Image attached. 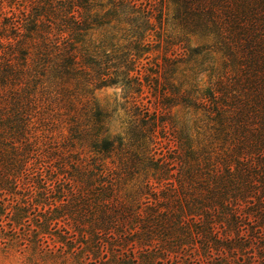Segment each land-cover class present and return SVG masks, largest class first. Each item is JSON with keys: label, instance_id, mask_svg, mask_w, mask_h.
I'll list each match as a JSON object with an SVG mask.
<instances>
[{"label": "trees", "instance_id": "16d2710c", "mask_svg": "<svg viewBox=\"0 0 264 264\" xmlns=\"http://www.w3.org/2000/svg\"><path fill=\"white\" fill-rule=\"evenodd\" d=\"M28 1L29 9L21 1L19 13L8 10L5 16L0 4V194H23L5 214L9 224H21L31 207L40 206L31 235L40 241L42 234L58 233L64 252L125 248L128 263L156 264L163 257L183 264L178 252L188 246L207 264H225L210 259L212 250L243 252L245 241L256 240L263 261L264 0L179 1L182 20L191 30L218 39L224 65L232 72L217 77L198 100L167 80L164 74L175 72L176 60L166 54L162 66L154 62L156 68L140 73V58H148L151 49L145 36L154 30V8L136 0H109L111 7L98 14L91 10L94 4L102 7L101 0ZM134 11L136 16L130 14ZM110 20L132 25L130 38L123 36L126 43L112 42L110 50L105 40L87 45L88 30ZM155 20L163 23L161 12ZM119 82L137 96L152 83L163 108L180 103L205 110L220 141L196 149L186 139L172 152L155 156L157 147L148 148L144 139L158 143L157 118L169 110L158 115L137 102L127 141L105 135L108 114L91 94ZM76 138L99 156L81 165L71 153L73 160L64 162L61 153ZM112 155L117 159L110 160L111 167L104 159ZM138 172L143 178L128 196L122 189ZM135 245L146 251L141 262L132 255ZM192 261L202 263L200 258Z\"/></svg>", "mask_w": 264, "mask_h": 264}, {"label": "rangeland", "instance_id": "374dc122", "mask_svg": "<svg viewBox=\"0 0 264 264\" xmlns=\"http://www.w3.org/2000/svg\"><path fill=\"white\" fill-rule=\"evenodd\" d=\"M2 1V2H1ZM0 4L2 12L13 10L17 13L21 11L24 1L25 8L29 9L31 2L28 0H1ZM109 0H101L103 6L98 7L94 4L92 13L102 14L105 10L111 7L108 3ZM180 0H136V4L142 3L146 8H154L150 20L154 23V30H148L146 32L145 39L147 42H151V49L146 53L148 58H140L141 75L146 74L147 67L152 66L156 68L154 62H157L162 66L163 56L170 57L171 60H176L173 65L175 72L167 71L164 75L169 82H172L177 90H186L191 94L193 99L198 100L202 98V93H205L206 89L213 88L214 81L217 77H224L225 75H232L229 72L230 66L224 65V54L220 48V42L212 34H204L198 30L193 31L187 23L182 20V14L184 15V8L179 7ZM95 3V2H94ZM128 5V2H124ZM126 10H129L126 7ZM162 14L163 23L159 26L158 21L155 20L157 13ZM10 14V12L3 13L2 16ZM132 16L137 15V11L130 13ZM0 16V24L3 21ZM139 21V20H136ZM128 28H133L132 25H128L124 22H116L110 20L108 23L101 25H93L87 33L86 44H101L104 41L105 49L110 50V43L122 45L126 43L124 37H129L131 32ZM112 36L113 39H109ZM135 38V36L131 37ZM109 43V44H108ZM168 68V67H167ZM170 68V67H169ZM160 73V70H159ZM229 73V74H228ZM163 80V79H161ZM142 93L140 95L129 94L126 91V87L121 82L113 85H106L94 89L91 94L94 103H96L102 110L107 112L105 126H107L108 135L111 138L119 136L122 138L123 143L127 141L126 127L131 120L138 115H135L134 102L139 105L148 106L150 111L155 110L158 115L165 113V110H169L166 116L163 118H157L155 140L157 144L148 142V138L144 139L145 145L148 148L153 146L157 147V153L155 156H159V152L166 153V151L172 152L173 148L178 147L181 143L183 145L185 140L190 139V143L197 149L198 146L206 143L207 141H213V144H217L218 141L214 138V130L209 128L211 122L208 121L205 110L183 104H175L168 108H163L157 102L158 92L154 94L153 86L143 85ZM132 96H135L133 98ZM135 100V101H134ZM205 100V98H204ZM78 111L80 110V104H77ZM205 114V115H204ZM82 116V114H81ZM163 119V121H161ZM215 126V124L213 125ZM67 130L62 129L64 135H67ZM53 134L59 135V130H53ZM62 141L59 136L57 138ZM217 141V142H216ZM72 146L66 147L61 153L65 157V161L73 160V153L76 155L74 161L81 165L91 163V158L99 156V153L94 150L93 147L88 146L82 138H76L72 143ZM69 148V149H68ZM61 149V147H60ZM68 149V151H64ZM177 149V148H176ZM126 147L120 149L125 151ZM62 151V149H61ZM56 158V157H55ZM55 158L52 161H55ZM111 159H117L115 156L105 158L104 161L107 165L113 166L110 163ZM55 164L54 169L58 170ZM68 171H72L69 165L66 163ZM58 178L62 177L59 173ZM143 178L142 173L138 172L134 175L132 180L126 181L122 192L128 193V196L135 194V187ZM135 183V185H133ZM156 188L155 190H157ZM22 193H14L5 191L0 194V264H132L128 263L129 256L124 254L125 248L118 252H113L110 249H103L98 252L83 251L79 254L64 252L59 248L61 243L58 241L57 234H42L40 241L34 240L31 235L32 228L35 227V221L33 217L42 212L43 209L40 206L31 207L27 212L28 215L21 221V224H9V217H6V212L9 211L11 205L15 203V200H19L22 197ZM144 196L149 201L152 200V196L149 193H144ZM141 201L146 200L141 196ZM144 204L139 209L143 211ZM33 211V212H32ZM58 228H63L62 222L59 221ZM11 228H13L11 230ZM108 240L113 241L111 237ZM156 240L152 243L155 244ZM246 249L243 252L232 251V253L217 252L212 250L211 257L214 262H222L225 264H264L260 261L258 255V242L256 240L245 241ZM185 245V244H184ZM141 249L139 245L134 247V257H137L141 262V254H145L146 251ZM191 251H195V247L190 249L186 246V249L178 252V260L183 264H196L193 259L200 258L201 264H207L204 261V257L200 252L192 255ZM173 253L169 257H172ZM160 263L156 264H171L166 258L159 257Z\"/></svg>", "mask_w": 264, "mask_h": 264}]
</instances>
